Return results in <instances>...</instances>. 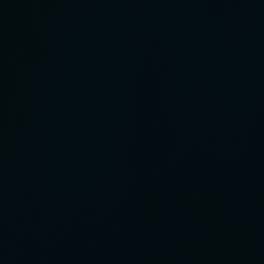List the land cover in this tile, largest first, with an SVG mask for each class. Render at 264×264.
Masks as SVG:
<instances>
[{"label": "water", "instance_id": "water-1", "mask_svg": "<svg viewBox=\"0 0 264 264\" xmlns=\"http://www.w3.org/2000/svg\"><path fill=\"white\" fill-rule=\"evenodd\" d=\"M0 264H264V0H0Z\"/></svg>", "mask_w": 264, "mask_h": 264}]
</instances>
